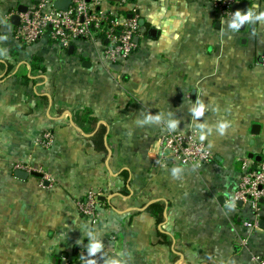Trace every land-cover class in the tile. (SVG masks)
I'll list each match as a JSON object with an SVG mask.
<instances>
[{
    "label": "crops",
    "instance_id": "obj_1",
    "mask_svg": "<svg viewBox=\"0 0 264 264\" xmlns=\"http://www.w3.org/2000/svg\"><path fill=\"white\" fill-rule=\"evenodd\" d=\"M35 1L0 0V264L264 259V228L248 230L249 207L227 204L241 160L264 157V0H236L247 3L236 20L210 0H125L143 24L137 51L110 70L89 49L12 50L10 17ZM189 129L213 160L162 161L158 138ZM17 162L50 181L17 177ZM90 191L94 223L76 206ZM260 211L264 221V200Z\"/></svg>",
    "mask_w": 264,
    "mask_h": 264
},
{
    "label": "built area",
    "instance_id": "obj_2",
    "mask_svg": "<svg viewBox=\"0 0 264 264\" xmlns=\"http://www.w3.org/2000/svg\"><path fill=\"white\" fill-rule=\"evenodd\" d=\"M236 0H210L215 13L223 19L236 20V12L231 4ZM54 0H36L26 6L24 12H18V24L13 29V39L24 45L35 41H45L61 49L72 46L77 50L89 49L96 59L107 69L112 65L126 63L137 51L136 38L139 34V16L125 13V0L110 3L107 0H71L66 10L53 7ZM264 62V54L259 57ZM38 142L43 147L52 143V135L44 133ZM160 159H171L198 167L213 160V153L199 139L195 129L186 132L167 130L157 140ZM156 159V158H154ZM159 159V158H157ZM156 161V160H155ZM248 159L241 160L240 177L237 189L228 198L227 204L234 207L248 206L250 217L243 221L248 230L255 232L260 229L261 202L264 200V157L260 162L249 165ZM13 170L38 172L43 182H49L48 175L40 165L29 162H17ZM99 192L90 191L77 200L79 214L92 223L98 220ZM245 241L243 240L242 244ZM255 264H264L258 255L251 256ZM53 264H77L73 259L63 258ZM81 264H96L89 258Z\"/></svg>",
    "mask_w": 264,
    "mask_h": 264
},
{
    "label": "water",
    "instance_id": "obj_3",
    "mask_svg": "<svg viewBox=\"0 0 264 264\" xmlns=\"http://www.w3.org/2000/svg\"><path fill=\"white\" fill-rule=\"evenodd\" d=\"M112 2H118L119 0H110ZM71 3V0H54L53 2V7L55 9H58V10H66L68 8V6L70 5ZM247 7V3H238L236 1L232 2L231 4V8L233 11L235 12H246V8ZM26 9V6H19L18 8V12H24ZM18 14H15L13 16L10 17V22L13 23L14 25H17L18 24ZM139 24H143V20L142 19H139ZM71 51H73V47L72 46H69L68 48V52L71 53ZM14 174L19 177V178H26L28 175H34V176H40L41 174L38 173V172H26V171H23V170H16L14 172ZM260 227L261 228H264V221L261 220L260 221ZM77 264H80V263H77Z\"/></svg>",
    "mask_w": 264,
    "mask_h": 264
},
{
    "label": "trees",
    "instance_id": "obj_4",
    "mask_svg": "<svg viewBox=\"0 0 264 264\" xmlns=\"http://www.w3.org/2000/svg\"><path fill=\"white\" fill-rule=\"evenodd\" d=\"M12 47H14V48H12ZM11 47V49L12 50H14V51H20V50H22V48L24 47V44H21V43H15L13 46ZM84 198V197H83ZM82 199V198H81Z\"/></svg>",
    "mask_w": 264,
    "mask_h": 264
},
{
    "label": "clouds",
    "instance_id": "obj_5",
    "mask_svg": "<svg viewBox=\"0 0 264 264\" xmlns=\"http://www.w3.org/2000/svg\"><path fill=\"white\" fill-rule=\"evenodd\" d=\"M236 15H238V16H239V15H240V13H239V12H237V13H236ZM261 15H264V13H261ZM243 18H244V19H247V16H245V17H243ZM221 127H223V126H221Z\"/></svg>",
    "mask_w": 264,
    "mask_h": 264
}]
</instances>
